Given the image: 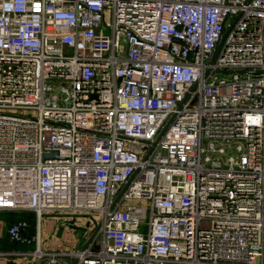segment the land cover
I'll list each match as a JSON object with an SVG mask.
<instances>
[{
  "label": "built area",
  "instance_id": "2783aa9c",
  "mask_svg": "<svg viewBox=\"0 0 264 264\" xmlns=\"http://www.w3.org/2000/svg\"><path fill=\"white\" fill-rule=\"evenodd\" d=\"M5 211L23 264H264V0H0Z\"/></svg>",
  "mask_w": 264,
  "mask_h": 264
},
{
  "label": "crops",
  "instance_id": "0c3cea01",
  "mask_svg": "<svg viewBox=\"0 0 264 264\" xmlns=\"http://www.w3.org/2000/svg\"><path fill=\"white\" fill-rule=\"evenodd\" d=\"M22 212V211H20ZM27 212V211H24ZM30 228L28 230V234L32 235L36 231L37 220L35 215L31 217L30 220ZM79 219L71 218L66 214H56V215H48L44 217L42 222V239H43V248L46 250H64L66 248H71L73 245L85 243L86 232L80 237H77L73 234V231L76 229L77 226L81 225L78 222ZM6 222V220H5ZM3 225L4 223L0 221V232H3ZM77 225V226H76ZM1 237V236H0ZM2 238V245L0 244V251L3 252H24L30 249H34L35 245H27L21 244L20 246H11V244L7 243V234L1 237ZM32 246V247H29ZM25 259L22 257H8L2 256L0 257V264H23Z\"/></svg>",
  "mask_w": 264,
  "mask_h": 264
},
{
  "label": "rangeland",
  "instance_id": "374dc122",
  "mask_svg": "<svg viewBox=\"0 0 264 264\" xmlns=\"http://www.w3.org/2000/svg\"><path fill=\"white\" fill-rule=\"evenodd\" d=\"M109 32H110L109 30L106 31V33H109ZM133 203H137V202L136 201H133ZM44 217H47V215L44 216ZM84 217L85 216H82V215L76 217L77 219H79L78 222L81 223V225H79V226L76 225L77 227L73 231V234L75 236H77V237H80L81 235L84 234V232H86L89 229V220L86 221ZM76 218H75V220H76ZM5 220H7V215L4 214V212H0V221L4 223V225H3V232H4V234L3 233L1 234V232H0V236L1 237L4 236L6 234V232H7V222H5ZM1 237H0V244L2 245V241H1L2 238ZM74 246L75 245L71 246V248H73ZM29 247H32V246H29ZM32 264H36V263L34 262Z\"/></svg>",
  "mask_w": 264,
  "mask_h": 264
},
{
  "label": "trees",
  "instance_id": "16d2710c",
  "mask_svg": "<svg viewBox=\"0 0 264 264\" xmlns=\"http://www.w3.org/2000/svg\"><path fill=\"white\" fill-rule=\"evenodd\" d=\"M4 214L7 215V220H6L7 228L11 223L18 221L20 219H25V220L31 222L30 221L31 217L35 215L34 212H24V211H22V212H7V211H5ZM35 217H36V215H35ZM6 234H7L6 239L8 240L7 243L11 244V246L16 245L15 247H17V246H20L22 244V243L15 242V241L11 240L10 236L8 235V231L6 232Z\"/></svg>",
  "mask_w": 264,
  "mask_h": 264
},
{
  "label": "water",
  "instance_id": "95a60500",
  "mask_svg": "<svg viewBox=\"0 0 264 264\" xmlns=\"http://www.w3.org/2000/svg\"><path fill=\"white\" fill-rule=\"evenodd\" d=\"M229 30V28H227V30H226V32ZM220 46H221V43H220V45H219V47H218V49L220 48ZM217 56V53L215 54V57ZM59 156V154L58 153H55V154H46V157H58ZM98 230H99V226L96 228V230L94 231V233H93V237L95 236V234L98 232ZM75 262H76V260H73V262L71 263V264H75ZM10 264H13V263H10ZM50 264H56V263H50Z\"/></svg>",
  "mask_w": 264,
  "mask_h": 264
}]
</instances>
